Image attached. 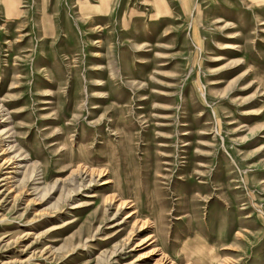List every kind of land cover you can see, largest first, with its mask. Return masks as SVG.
<instances>
[{
	"label": "rangeland",
	"instance_id": "rangeland-1",
	"mask_svg": "<svg viewBox=\"0 0 264 264\" xmlns=\"http://www.w3.org/2000/svg\"><path fill=\"white\" fill-rule=\"evenodd\" d=\"M160 258L264 264V0H0V264Z\"/></svg>",
	"mask_w": 264,
	"mask_h": 264
},
{
	"label": "bare ground",
	"instance_id": "bare-ground-1",
	"mask_svg": "<svg viewBox=\"0 0 264 264\" xmlns=\"http://www.w3.org/2000/svg\"><path fill=\"white\" fill-rule=\"evenodd\" d=\"M90 176V175H89ZM118 205V204H117ZM116 207V206H115ZM122 208V207H121ZM116 211V210H115ZM128 216V215H127ZM163 256V255H162ZM161 256V257H162ZM162 262H165V260L163 259V258H160V259H158L157 260V263H155V264H162ZM167 262V261H166Z\"/></svg>",
	"mask_w": 264,
	"mask_h": 264
}]
</instances>
